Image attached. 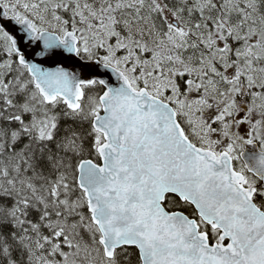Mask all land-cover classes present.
<instances>
[{
	"label": "snow or ice",
	"instance_id": "obj_1",
	"mask_svg": "<svg viewBox=\"0 0 264 264\" xmlns=\"http://www.w3.org/2000/svg\"><path fill=\"white\" fill-rule=\"evenodd\" d=\"M0 264H264V0H0Z\"/></svg>",
	"mask_w": 264,
	"mask_h": 264
}]
</instances>
